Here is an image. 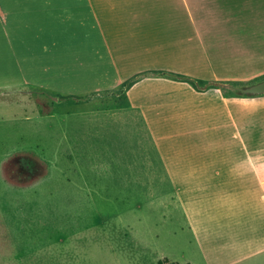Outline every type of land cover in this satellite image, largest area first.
<instances>
[{
  "label": "rangeland",
  "instance_id": "1",
  "mask_svg": "<svg viewBox=\"0 0 264 264\" xmlns=\"http://www.w3.org/2000/svg\"><path fill=\"white\" fill-rule=\"evenodd\" d=\"M77 1L65 31H24L23 61L0 91V264H158L162 252L179 262L186 237L167 234L156 197L129 191L127 144H113L95 113L144 76L237 95L232 87L263 81L264 13L263 31H231L235 49L205 67L203 53L170 43L188 23L176 5Z\"/></svg>",
  "mask_w": 264,
  "mask_h": 264
},
{
  "label": "crops",
  "instance_id": "2",
  "mask_svg": "<svg viewBox=\"0 0 264 264\" xmlns=\"http://www.w3.org/2000/svg\"><path fill=\"white\" fill-rule=\"evenodd\" d=\"M69 1L0 0V91L8 87L9 69L14 73L11 69L19 66L20 58L23 61L24 31H65ZM143 2L176 5V11H183L188 23L169 32L170 43L177 52L190 51V45V52L203 53L198 58L205 67L218 58L217 51H231L233 45L225 42L231 31H263L264 0ZM83 11L90 16V8ZM169 20L177 21L178 16ZM161 27L163 33V13ZM245 47L241 51L246 53ZM223 80L237 83L231 77ZM116 105L111 111H97L95 121L113 144H127L122 169L127 171L129 191L156 197L167 234L175 228V237H186L179 262H171L165 252L159 260L264 264V94L237 95L198 89L188 80L144 76L129 82ZM153 205L150 202L151 211ZM152 255L158 259L156 251Z\"/></svg>",
  "mask_w": 264,
  "mask_h": 264
},
{
  "label": "water",
  "instance_id": "3",
  "mask_svg": "<svg viewBox=\"0 0 264 264\" xmlns=\"http://www.w3.org/2000/svg\"><path fill=\"white\" fill-rule=\"evenodd\" d=\"M234 90L247 95L264 94V80L247 87H232Z\"/></svg>",
  "mask_w": 264,
  "mask_h": 264
},
{
  "label": "trees",
  "instance_id": "4",
  "mask_svg": "<svg viewBox=\"0 0 264 264\" xmlns=\"http://www.w3.org/2000/svg\"><path fill=\"white\" fill-rule=\"evenodd\" d=\"M236 93H238V95L241 94L239 92ZM241 95L247 96L246 94H241ZM158 264H178V263H168L166 260H159Z\"/></svg>",
  "mask_w": 264,
  "mask_h": 264
}]
</instances>
